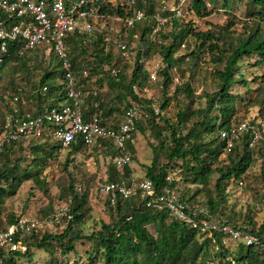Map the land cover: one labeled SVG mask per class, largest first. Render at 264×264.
<instances>
[{
    "label": "trees",
    "instance_id": "1",
    "mask_svg": "<svg viewBox=\"0 0 264 264\" xmlns=\"http://www.w3.org/2000/svg\"><path fill=\"white\" fill-rule=\"evenodd\" d=\"M206 1L193 0L192 2L194 12L201 17L210 14V11L205 9ZM208 1L210 5L211 2L218 3V0ZM231 1L224 0V5L229 6ZM138 4L143 5L140 0ZM247 4L251 7L250 17L256 18L258 25L255 29L249 28L236 41L230 42L227 45V51L221 46L226 40L223 33H228V30L235 25L234 20L220 32L212 29L196 31L190 21L184 22L175 18L172 21V28L157 34L156 39L150 36L151 26L140 23L126 35L124 32L121 34L130 42L140 41L145 46L144 55L148 61L158 56L163 57L167 63L168 67L160 72L158 81L163 96L161 109L169 106L168 93L170 87L175 84L171 70L168 68L177 66L186 58L184 55L176 56V53L179 45L184 43L183 41L189 35L197 41L196 48L190 55L209 52L219 63L224 64L223 69L216 71L219 89L212 93H205L207 100L203 108L193 109L187 105L177 114V122H170L163 113L160 115L152 113L150 117L138 123L134 133L135 140L137 132L145 133L149 128L155 132L158 144L154 146V157L152 163L147 166L146 177L152 181L158 193L167 183L174 188L177 187L176 179L172 174L175 168L184 173L186 181L196 185L194 192L190 195L188 192L181 195L177 190L188 209H192L195 205L192 204L195 197L206 194L208 196L206 206L210 213L218 212L228 197L230 181L243 179L256 162H259L258 167L264 176L262 147L251 148L247 140H243L242 144L236 145L226 157H223L225 140L220 136L222 129L230 128L235 122L237 99L239 97L241 100L245 99L239 94L232 93L233 86L236 83L249 85L240 70L241 60L257 56L256 64L264 65V29L262 28L264 0H247ZM150 11H154L153 6ZM120 12L122 15L126 14L121 9ZM0 17L6 18V15L0 12ZM103 37L104 33L80 35L73 32L66 39V47L77 83L87 82V78L83 77V70L87 68L90 70V81L86 83V89L91 90L93 87L98 89L97 95L90 93L85 98L86 119L98 114L105 124L115 127L116 123L123 119L125 110L132 100L143 101L151 106L153 98L147 96L148 91L145 88L156 83L149 81L144 65L139 62L143 54L140 46L137 49L135 63L128 64L112 45L105 48ZM86 39L87 43H85ZM18 44L19 42H11L7 53L0 52V81L6 71L26 72V75H20L19 81L11 80L9 89L0 96L5 104V110L0 113V130L5 112L10 107L9 99L15 94L26 98L31 107L38 108L45 104H59L67 98L66 70L62 60L54 51L46 55L43 48H36L21 54L18 51ZM113 68L118 70L115 74L111 72ZM254 79L259 81L260 93L257 97H249L248 103L257 105L259 115L262 116L264 114V74ZM181 89H184L187 97L192 99L194 90L190 82H184ZM110 91L114 93L117 101L124 102L123 107L104 102L102 94ZM189 122L190 126H187ZM165 129H168L167 134H164ZM92 146L102 148L107 154L112 155V162L108 169L109 175L104 182L120 181L132 174L131 165L120 168L113 162L117 150L112 140H99ZM87 147L80 140L74 142L67 149V163L74 159V154ZM13 148L22 151L30 150L33 157L31 163L24 168H21L20 161L17 160L13 166L4 164L0 169V205L7 197L15 195L21 184L27 180L47 186V181L42 175L50 161L55 159L61 151L60 145L56 142L49 139H36L26 144L18 142L12 146H5L0 160ZM133 149L134 142H129L127 150L134 159ZM161 152L167 159L165 163H160ZM169 175L172 177L171 182L167 180ZM68 194L71 197L69 214L72 217L69 218L65 229L55 234L47 232L38 243L31 244L50 252V264H66L54 257L55 246L58 245L61 248V254L67 255L77 252L76 242L82 239L88 240L93 245V249L89 252L88 264H204L207 260L225 262L229 255L245 264H264V222L255 229L249 225L240 226L235 221L229 220L241 229L257 234L262 241L260 245H246V251H244L245 244L239 241L237 248H240L241 254L234 256L231 247L223 242L222 234L200 235L187 222L172 215L170 210L148 207L139 192L127 199L118 198L115 204L108 200L110 207L115 206L116 215L111 216L110 222H100V228L85 233L77 224L84 222L90 210L88 192H79L75 188L74 181H71ZM18 217L12 214L7 221L0 220V230L7 229L9 225L17 221ZM149 226H153L154 230L151 231ZM36 236L37 233L30 238L34 239ZM212 247H215V250L211 252ZM0 254L5 252L0 249ZM24 255L28 256L31 264L34 263L28 246L26 252H10L5 257V264H17L19 256Z\"/></svg>",
    "mask_w": 264,
    "mask_h": 264
},
{
    "label": "built area",
    "instance_id": "2",
    "mask_svg": "<svg viewBox=\"0 0 264 264\" xmlns=\"http://www.w3.org/2000/svg\"><path fill=\"white\" fill-rule=\"evenodd\" d=\"M0 0V12L6 18L0 17V52L7 53L11 42H19L18 51L24 52L43 48L46 55L52 51L62 60L66 70L65 79L67 98L55 105H42L39 108L30 106L29 101L17 94L9 99L10 107L5 112L0 130V157L5 146L14 143H28L36 139H49L60 145L64 151L80 140L86 146H92L99 140H112L117 154L113 162L120 168L131 165L133 158L127 150V144L134 142V133L138 123L152 113L160 115L161 109L153 103L132 100L125 110L124 117L115 127L103 122L98 115L86 119L84 114L85 98L92 93L97 95V87L86 89L89 82L90 70H83L85 84H78L72 72L71 61L67 52L66 39L70 33L92 35L104 33L105 48L111 45L120 52L128 64H134L137 49L143 50L139 62L144 65L151 83H157L160 72L168 65L163 57L150 63L144 55L145 46L140 41L130 42L122 37L136 24L151 26V35L164 33L173 19L186 22L193 12V0ZM210 5V1H206ZM153 6L154 11L150 9ZM120 9L126 13L122 15ZM119 11V12H118ZM122 32L124 35L121 36ZM137 38V37H136ZM162 42V40L160 41ZM87 43V39L85 40ZM185 45V44H183ZM173 75L175 84H182L178 76L177 66L168 68ZM118 70L113 68L115 74ZM46 89V88H45ZM148 91V88H145ZM220 136L225 140L224 155L226 157L233 148L247 140L251 148L260 146L264 149V119L259 117L247 118L233 123L230 128L222 129ZM127 182L105 181L99 189L108 196L110 203L115 204L118 198L127 199L138 192L145 199L146 205L157 210H170L179 220L187 222L199 234H222L226 238L243 242L245 245H260L261 238L250 231L241 229L229 220L213 219L206 207L188 209L180 198L176 188L170 183L165 184L161 192H157L153 183L147 177L140 181L131 178ZM169 182L172 177L167 176ZM60 220L57 212L45 218L19 216L17 221L7 229L0 230V264H5V257L10 252H26V238L38 233L45 224ZM204 264H245L232 255L225 262L207 260Z\"/></svg>",
    "mask_w": 264,
    "mask_h": 264
},
{
    "label": "rangeland",
    "instance_id": "3",
    "mask_svg": "<svg viewBox=\"0 0 264 264\" xmlns=\"http://www.w3.org/2000/svg\"><path fill=\"white\" fill-rule=\"evenodd\" d=\"M229 6H225L224 0H218L217 4L211 2V5H206L205 9L210 11L209 15L199 16L196 12H191V16L187 17L186 22H191V25L196 31H206L209 29L220 32L228 27L229 23L234 20L235 25L232 26L225 34V39L222 42V48L227 49L230 42L236 41L237 38L244 34L249 28L255 29L258 25L256 18L250 17L251 7L247 4V0H232ZM172 28V22L168 25V29ZM264 29V23L262 24ZM167 42V40H165ZM180 44L176 56H186L184 61L177 64L178 76L181 83L190 82L194 90L192 99L187 97V92L181 89L182 84H173L170 87L168 96L170 104L166 109H161L163 100L160 83L152 84L147 87V96L153 98V104L159 107L162 113L170 120L177 122V114L187 105L196 108H203L206 105L207 97L205 93H212L219 89V79L216 71L223 69L224 64L219 63L213 54L209 52H201L199 55H190L193 49L196 48L197 41L192 35ZM185 44V45H183ZM227 51V50H226ZM199 56V57H198ZM50 59V57H49ZM160 57L151 58L150 63L156 62ZM258 57L254 56L250 59L243 58L240 62V70L249 82V85L236 83L232 88V93L239 94L245 99H237L236 108L237 114L235 122L238 123L247 118L259 117L264 119V114L259 115V107L248 103L249 97L259 95V81H255V77L264 74V65L256 64ZM20 75H26V72L21 71H6L0 81V96L5 94L9 89L11 80H20ZM102 98L105 103L124 106V102H119L114 97L113 92H104ZM5 110V104L0 99V113ZM163 123V121H161ZM190 126V122L187 123ZM168 129L164 130L167 134ZM158 140L155 132L152 129H147L145 133L137 132L134 140V159L131 163L132 174L124 178L127 182L131 178L137 181L146 177L147 166L152 163L154 157V146H157ZM67 150L60 151L55 159H52L49 166L45 169L42 177L47 181V186H42L33 180H27L21 184L17 193L11 197H7L0 205V220L7 221L12 214L16 216L38 217L45 218L47 215L54 212L59 213L60 220L45 226L37 233L34 239L30 236L26 238L29 244L30 253L33 255V264H50V252L46 249L39 248L36 245H31L33 242L38 243L43 238L45 233H60L68 224L70 196L68 194V186L71 181H74L75 188L79 192H88L90 210L87 212V217L82 224L77 226L85 233H89L94 229L101 227L102 221L110 222L111 216L116 215L114 205L110 207L107 203L108 196L100 192L101 183L108 178L109 165L112 162V155L107 154L102 148L88 146L80 152L74 154V159L67 163ZM32 153L30 150L22 151L18 148H13L4 155L0 160V169L4 164L13 166L17 160L21 168L28 166L31 163ZM167 161L164 153L160 154V163ZM259 162H256L249 169L247 175L243 179H232L228 185V197L223 203L221 209L216 213H210L213 219L233 220L240 226L249 225L251 228H259L264 222V176L258 167ZM173 178L176 179V190H179L181 195L188 192L190 195L194 192L196 185L185 180L184 173L180 169L172 171ZM208 196L206 194L198 195L194 198L192 209L206 207ZM153 231V226H149ZM226 245L231 247L234 256L241 254L240 248H237L239 241L226 238ZM57 248V249H56ZM77 252H71L67 255L61 254V248L57 245L54 249V257L58 258L66 264H88L89 252L93 249V245L86 239L76 242ZM247 246H244L246 251ZM211 252L215 250L212 247ZM17 264H31L28 261V256H19ZM59 264V263H58ZM100 264V263H98Z\"/></svg>",
    "mask_w": 264,
    "mask_h": 264
}]
</instances>
